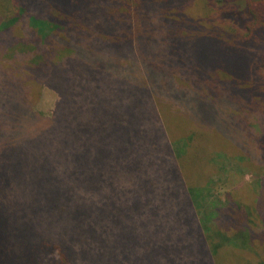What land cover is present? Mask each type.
Returning a JSON list of instances; mask_svg holds the SVG:
<instances>
[{
    "label": "trees",
    "instance_id": "trees-1",
    "mask_svg": "<svg viewBox=\"0 0 264 264\" xmlns=\"http://www.w3.org/2000/svg\"><path fill=\"white\" fill-rule=\"evenodd\" d=\"M198 26L216 43L197 39ZM209 59L213 78L205 79ZM223 75L250 77L251 96L217 86L225 84ZM43 86L57 95L46 115L35 108ZM131 89L147 93L154 126ZM99 100L116 106L123 147L114 156L107 149L84 151L67 136L68 171L47 163L32 169L28 128L45 130L54 121L59 135L63 125L77 135L84 108ZM170 120L205 130L174 138ZM199 132H213L212 142L223 138L239 149L237 161L264 169V0H0V264L113 261L112 237L129 223L124 209L109 206L98 187L96 196L65 206L60 196H49L55 184L93 183L103 172L114 177L111 171L137 180L135 189L111 188L123 200L133 195L134 213L145 205L164 215L179 205L173 209L184 218L177 225L191 237L183 241L200 260L191 264H215L227 246L250 249L264 261V173L256 172L255 197L245 201L227 191L221 202L212 191L217 179L188 184L180 163ZM227 204H234L232 218L223 210ZM223 220L237 227L220 229ZM78 232L83 235H72Z\"/></svg>",
    "mask_w": 264,
    "mask_h": 264
},
{
    "label": "rangeland",
    "instance_id": "rangeland-1",
    "mask_svg": "<svg viewBox=\"0 0 264 264\" xmlns=\"http://www.w3.org/2000/svg\"><path fill=\"white\" fill-rule=\"evenodd\" d=\"M200 28L198 26L195 29V32L198 34L197 39L204 41V44L216 43L215 37L204 35ZM212 65L211 59L203 64V78H213L212 73L206 71ZM219 77L227 80H224L225 84L217 83V86L220 84L224 89L233 88L237 95L241 92L242 96H246L247 93L251 96L252 88L256 85V82L255 84L251 82L250 77L238 76V79L237 76L228 75ZM130 91L141 98L143 115L146 122L154 126L156 114L147 93L143 90L131 89ZM39 98L36 100L38 102L35 108L47 114L53 108L57 95L47 86H43ZM249 101L251 104L260 103L255 98H250ZM162 105L171 108L168 103H162ZM106 106L104 100H99L93 103L92 109L90 107L84 108L85 114L81 120V129L77 135H73L67 125L61 126L62 134L59 135V126L54 121H51L45 130L39 127L28 128L27 133L30 136H34L32 148L29 150L31 156L28 159L31 168L36 169L47 163L56 172L61 167L65 171H68L67 155L62 150L63 140L67 136H71L75 146L79 144L84 151L92 150L100 153L107 149L111 156H114L118 147H123L118 142L123 129L118 126L116 121V106L111 104V107L109 104ZM109 107L111 110L107 113L106 108ZM170 108L161 107V110L167 116H177L169 113ZM69 117H72V113L69 114ZM176 120L183 123L181 118L176 117ZM168 124L171 131H173L174 138L184 137L190 132L196 133L205 130L196 127L194 124H189L181 129L179 124L176 125L171 120ZM212 133L199 132L195 143L183 154L180 165L184 175L187 177L186 182L190 185L202 186L204 184L209 185V183L211 184L217 179L213 184L212 191L221 202L226 200V193H229L227 191H231L230 196L237 200L241 199L245 201L254 198V187L258 185H256L258 182L257 177L264 173V169H260L259 166L253 164L251 166V163L246 160L237 161L234 157L239 152V149L233 148L223 138H221L220 142H212V140H216V137L213 136L214 133ZM231 162H233L232 164H237L234 166L230 164ZM50 167L47 168V171L50 170ZM243 167H245V170H247L246 167H251V170L243 172L241 169ZM40 171L43 172L44 170ZM82 172L91 176V173L85 167ZM256 172H258V175ZM110 173H113L114 177L108 176L109 173L107 172H103L101 173L102 175L93 176V183L86 179L75 187L66 182L62 187L55 184L53 191L49 194V196L58 199L60 196L66 200L60 203L61 206H65L68 204L67 201L72 199L92 198L96 194H99L97 192L99 189L108 201L109 206L110 203H114L117 205V208H123L124 212L121 217L124 218L126 216L129 220L128 226L112 237L115 247L113 261H79L78 264H184V262L185 264H191V261L198 263L200 260L194 257L190 243L183 241V236L189 237V240L191 238L188 229H182L177 225V221L182 217L184 218V216H181L180 211L173 209L176 208L175 206L179 207V205H174L173 208H166L164 215L159 214L154 208L145 205H143L144 208L142 207L141 211L134 213L135 207L133 206H135V199L133 195L131 194L123 200L117 192H111V188L116 186H133L135 189V187L137 188V180H135L132 173L130 175L113 171ZM108 183L111 184L110 189L108 188ZM124 201L127 202L126 205H124ZM204 207L206 209L207 205H204ZM232 208H234V204H227L223 208L226 218H232V211L229 210ZM81 214L86 217L89 216L87 212H81ZM231 224L232 226H230L227 220H223L221 225L225 227L222 226L223 228L220 229L231 231V229L237 227L235 225L238 222L234 223V221H231ZM72 235L81 237L83 233L78 232ZM215 239H218V237L215 236ZM226 248L219 249L215 254V264H264V261H260L258 254L256 255L250 249L233 248L232 246H227ZM99 253H97L96 257L99 256ZM110 254H112V251H110Z\"/></svg>",
    "mask_w": 264,
    "mask_h": 264
}]
</instances>
